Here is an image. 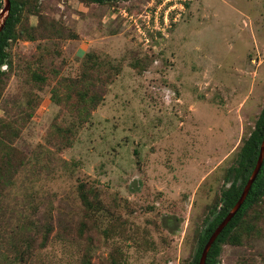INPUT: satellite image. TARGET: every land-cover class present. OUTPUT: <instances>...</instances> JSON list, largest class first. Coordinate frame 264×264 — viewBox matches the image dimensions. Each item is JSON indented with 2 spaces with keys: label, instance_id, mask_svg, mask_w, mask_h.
Listing matches in <instances>:
<instances>
[{
  "label": "rangeland",
  "instance_id": "obj_1",
  "mask_svg": "<svg viewBox=\"0 0 264 264\" xmlns=\"http://www.w3.org/2000/svg\"><path fill=\"white\" fill-rule=\"evenodd\" d=\"M42 2L77 37L19 42L16 64L40 56L41 44L51 52L45 65L62 78L79 79L87 53L121 71L64 151L44 137L54 119L69 125L74 118L51 102L50 89L40 94L43 104L16 143L29 163L14 177L0 214L11 210L17 220L40 225L51 210V242L30 264H80L84 243L59 225L72 229L81 220L77 186L88 182L118 222L114 236L100 237L99 256L108 259L113 249L121 264H187L195 230L264 106V0H134L119 4L120 14L77 0ZM148 12L151 26L159 20L162 30L150 37L142 27ZM137 55L155 56L143 75L130 67ZM23 84L13 75L5 99ZM170 216L178 218L174 230L166 226ZM243 257L264 264V239L224 245L218 264H244Z\"/></svg>",
  "mask_w": 264,
  "mask_h": 264
},
{
  "label": "trees",
  "instance_id": "obj_2",
  "mask_svg": "<svg viewBox=\"0 0 264 264\" xmlns=\"http://www.w3.org/2000/svg\"><path fill=\"white\" fill-rule=\"evenodd\" d=\"M61 1L67 0H58ZM77 1L86 8L94 5L109 7L113 8V13L119 14L122 11L119 4L134 0ZM10 2L11 10L0 34V68L4 65L8 68L7 71L0 69V109L4 112L0 117V210L2 200L8 188L12 186L14 177L29 163L28 154L16 146V143L22 138L23 130L43 104L40 94L50 89L51 102L68 111L74 118L69 125L54 119L44 137L49 145L64 151L72 147L79 126L88 121L91 112L101 103L104 95L102 88L114 83L116 73L121 71L120 67L107 65V62H103L101 67L98 57L87 53L85 58H88V62H85L80 78L77 80L62 78L60 72L45 65L51 52L49 49L41 51V44L40 56H34L32 60L17 61L16 64L13 46L19 42L61 43L77 36L69 33L63 21L45 13L42 0ZM4 7V0H0V14ZM33 18L36 19V24L31 21ZM153 62L154 55L142 58L137 55L130 62V67L139 75H143ZM96 73L102 78L101 81L97 80ZM13 75L24 82L23 88L14 98L6 100L5 91ZM99 82L101 83L98 84ZM263 138L264 106L253 131L239 150L235 165L226 170L225 184L220 195H217L213 203L207 207L202 223L195 230L193 254L187 264H199L202 251L213 232L240 199L256 167ZM77 196L81 207V220L77 221L72 229H65V224L59 226L63 227V233L67 238L71 239L73 236L84 243L80 264H121L118 262L120 250L113 253L115 250L112 249L108 259L98 255L97 244L100 243V237L108 239L114 236L118 227L114 212L103 204L101 190L89 186L88 182H80L77 186ZM7 217L10 218L8 221ZM25 218L23 216L17 220L11 210L4 215L0 214V264H30L39 252L49 246L55 231L51 221V210L46 212L40 225L31 219L24 221ZM104 218H108L109 222L102 229ZM175 223L179 224L178 218L170 216L167 218L166 226L174 230L171 225ZM261 239H264V163L244 205L211 247L206 264H218L224 245L240 248ZM3 247L7 249L2 251ZM241 260L244 264L249 262L248 257Z\"/></svg>",
  "mask_w": 264,
  "mask_h": 264
},
{
  "label": "water",
  "instance_id": "obj_3",
  "mask_svg": "<svg viewBox=\"0 0 264 264\" xmlns=\"http://www.w3.org/2000/svg\"><path fill=\"white\" fill-rule=\"evenodd\" d=\"M4 9L0 14V34L4 28L5 25V21L6 18L11 10V2L10 0H4ZM2 71H7V66L4 65L3 67L0 68ZM263 163H264V138L260 147V154H259V158L256 164V167L250 177V179L248 180L247 184L245 185L243 192L241 194L240 199L238 200V202L236 203V205L234 206V208L230 211V213L226 216V218L217 226V228L215 229V231L213 232L212 236L210 237V239L208 240L207 244L205 245L202 254H201V258L199 260V264H206L207 262V258H208V254L211 250V247L213 246V244L215 243V241L217 240V238L220 236V234L223 232V230L228 226V224L231 222V220L237 215V213L240 211V209L242 208V206L244 205L253 184L255 183L262 167H263Z\"/></svg>",
  "mask_w": 264,
  "mask_h": 264
},
{
  "label": "built area",
  "instance_id": "obj_4",
  "mask_svg": "<svg viewBox=\"0 0 264 264\" xmlns=\"http://www.w3.org/2000/svg\"><path fill=\"white\" fill-rule=\"evenodd\" d=\"M182 1H185V0H182ZM150 13H151V11H149ZM147 13L146 14V16H145V20H144V23H142V27L144 28V31H146L148 34H149V37H150V35H151V33H153V30H155L156 29V31H161L162 32V30H161V28H160V24H159V20H158V23L155 21V26H151V24H152V22H151V15H150V13ZM121 13V12H120ZM119 13V14H120ZM168 14V13H167ZM167 16L168 15H166V17H165V21L167 20ZM116 17H117V15H116ZM176 20V22H177V19H174L173 21H175ZM175 22V23H176ZM152 27V31H150V28ZM158 27V28H157ZM149 31H148V30ZM146 40H147V38H145Z\"/></svg>",
  "mask_w": 264,
  "mask_h": 264
}]
</instances>
